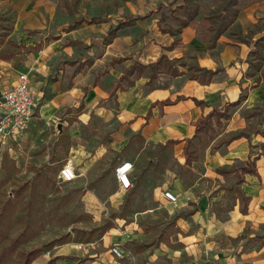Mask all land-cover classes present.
I'll use <instances>...</instances> for the list:
<instances>
[{"label": "crops", "instance_id": "crops-1", "mask_svg": "<svg viewBox=\"0 0 264 264\" xmlns=\"http://www.w3.org/2000/svg\"><path fill=\"white\" fill-rule=\"evenodd\" d=\"M184 2L0 0V13L11 15L8 36L35 49L26 58L30 67L67 62L62 79L65 74L68 82L55 79L50 96L62 81L60 104L78 106L84 100L83 125L141 133L148 142L173 141L179 152L210 126L213 135L205 150L180 156L188 163L191 181L179 175L166 189L189 198L193 203L185 205L193 213L183 219L178 246L165 264H264V123L247 129L254 110L264 107V0H236L232 26L242 38H230L228 32L211 44L198 36L192 22H178V31L164 25V14H170L165 10ZM162 59L173 67L156 74L132 70L131 81L119 84L126 68L137 62L148 68ZM181 59L185 61L172 64ZM94 67L104 69L99 74ZM20 72L32 78L30 71L20 70L9 86ZM35 96L38 106L40 95ZM75 157L70 160L77 162ZM83 170L88 172V163ZM160 188L153 193L168 201ZM114 230L103 236L104 250L89 255L94 258L89 264L124 263L111 246L127 243V238ZM71 249L85 245L74 243L27 264H78L80 254L66 253ZM135 256L126 264H156L154 256H146L145 262L142 254Z\"/></svg>", "mask_w": 264, "mask_h": 264}, {"label": "rangeland", "instance_id": "rangeland-1", "mask_svg": "<svg viewBox=\"0 0 264 264\" xmlns=\"http://www.w3.org/2000/svg\"><path fill=\"white\" fill-rule=\"evenodd\" d=\"M184 1L174 9L165 10L170 13L163 16L168 29L178 31V22L187 20L197 26L198 36L209 44L222 35L227 37L228 32L230 38H242V33L232 26L237 14L235 0ZM11 30V15L1 12L0 87L6 88L18 71L27 70L40 97L23 138L12 150L0 148V264H27L38 255L50 257L74 243L84 244L85 249L66 253L80 254L78 264H89L94 259L89 256L91 253L104 250L102 238L112 227L118 229L114 234L127 238V243H118L124 254L118 262L135 261V254L139 253L144 262L146 256H154L156 264L168 263L179 243L181 223L192 215L193 209L185 205L189 198L179 193L180 200L175 206L153 191L159 186L162 192L171 188L170 183L179 175L191 181L188 163L183 164L180 156L190 153L194 157L196 151H204L213 135L210 126L198 135L196 142L179 152L173 141L148 142L141 133L131 135V132L83 125L80 115L86 105L84 100L78 106L59 103L63 88L58 84L68 82L65 74L62 79L67 62L30 67L26 58L29 50L35 49L20 44L13 35L8 36ZM184 61L173 60L172 64ZM172 67L165 59L148 68L137 62L132 69L126 68L124 80L119 84L127 85L134 70L139 74H156L161 68ZM103 69L94 67L93 72L98 70L101 74ZM55 79L62 81L58 82V92L53 98L50 94ZM67 84H73L72 78ZM258 111L254 110L255 117L248 130L264 123V107ZM93 115L97 117L96 110ZM124 140L128 142L121 145ZM75 153L78 161L72 163L78 176L65 181L60 168ZM127 156L134 163L129 190L121 188L116 177V167ZM87 163L89 170L84 173L83 165Z\"/></svg>", "mask_w": 264, "mask_h": 264}, {"label": "built area", "instance_id": "built-area-1", "mask_svg": "<svg viewBox=\"0 0 264 264\" xmlns=\"http://www.w3.org/2000/svg\"><path fill=\"white\" fill-rule=\"evenodd\" d=\"M37 106V100L31 85L28 72H20L16 81L9 87L0 90V148L12 150L19 142L31 123ZM134 163L123 161L116 167V177L121 188L132 187L130 172ZM60 176L65 181L74 180L78 173L71 160L60 168ZM165 198L173 205H178L179 198L170 190L164 192ZM111 252L117 259L124 258L119 245H112Z\"/></svg>", "mask_w": 264, "mask_h": 264}, {"label": "water", "instance_id": "water-1", "mask_svg": "<svg viewBox=\"0 0 264 264\" xmlns=\"http://www.w3.org/2000/svg\"><path fill=\"white\" fill-rule=\"evenodd\" d=\"M58 126H59V128H60V130H61V129H62V123H59Z\"/></svg>", "mask_w": 264, "mask_h": 264}, {"label": "trees", "instance_id": "trees-1", "mask_svg": "<svg viewBox=\"0 0 264 264\" xmlns=\"http://www.w3.org/2000/svg\"><path fill=\"white\" fill-rule=\"evenodd\" d=\"M236 1V0H235ZM200 127H198L197 129L199 130ZM188 160H189V157H188ZM30 261V260H29Z\"/></svg>", "mask_w": 264, "mask_h": 264}]
</instances>
